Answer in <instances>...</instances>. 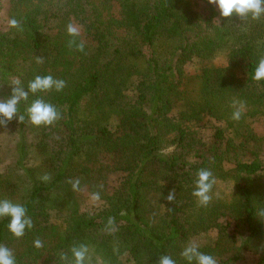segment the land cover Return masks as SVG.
<instances>
[{
    "label": "trees",
    "instance_id": "trees-1",
    "mask_svg": "<svg viewBox=\"0 0 264 264\" xmlns=\"http://www.w3.org/2000/svg\"><path fill=\"white\" fill-rule=\"evenodd\" d=\"M9 1L0 28V98L10 95L13 81L26 87L35 75L66 83L60 92L38 94L60 111L54 124L28 122L27 107L38 98L30 94L19 106L25 121L0 126L37 159L22 183L0 173V199L21 191L14 203L27 207L34 225L15 238L7 218L0 219V244L13 251L17 264H64L60 254L70 258L71 247L81 243L89 246L91 264H158L161 255L184 264L183 247L210 227L218 228L217 237L196 245L217 264L239 259L224 257L238 238L240 247L264 243V195L252 188L264 177V162L236 159L224 169L233 146L224 139L225 129L217 126L202 150L188 127L206 116L227 128L246 125L247 117L264 119V81L252 79L264 57V17L221 18L207 0L204 15L194 8L198 0ZM69 23L80 29L72 45ZM220 51L226 65L209 66L206 60ZM193 57L199 58V72L188 75L183 66ZM237 110L241 118L234 120ZM248 138H255L249 125ZM245 140L233 147L246 149ZM193 154L199 159L188 161ZM107 158L126 172L112 193L104 189ZM201 169L233 180L229 201L211 192L206 207L195 202ZM83 189L98 194L102 207L82 210ZM258 249L256 264H264V244Z\"/></svg>",
    "mask_w": 264,
    "mask_h": 264
},
{
    "label": "clouds",
    "instance_id": "clouds-1",
    "mask_svg": "<svg viewBox=\"0 0 264 264\" xmlns=\"http://www.w3.org/2000/svg\"><path fill=\"white\" fill-rule=\"evenodd\" d=\"M207 3L214 5L219 12L221 18H230L233 16L240 19L250 18L259 20L264 17V0H207ZM13 26L17 22L13 20ZM66 32L69 37V45L76 43L75 38L79 36L80 29L77 25L69 23L66 27ZM78 50H83V44L77 45ZM39 62V61H38ZM252 79L256 82L264 81V57L257 62ZM66 86L63 79H56L52 75H35L25 87L19 80H15L10 85L11 93L6 98H0V126L7 125L14 119L18 123L25 121V115L20 114L21 102H26L29 95L37 96L39 93L48 91H62ZM28 122L35 126H50L61 118V113L55 105L46 102L44 99L36 98L32 100L26 110ZM241 112L239 110L232 113V119L239 120ZM43 180H48V176H44ZM214 178L210 170L201 169L197 172L195 180V189L192 195L197 199L201 206H207L211 199ZM79 186V181L72 184L73 190ZM94 199L98 197H93ZM174 198V193L169 192L167 199L171 201ZM7 218V229L15 238H21L26 231L33 228V220L28 215L26 206L14 203L8 199H0V219ZM112 221H109L111 227ZM34 247L39 249L42 247L40 240L34 241ZM71 256L61 253L60 259L64 264H91L90 249L87 244L81 243L74 245L70 249ZM180 257L184 264H217L214 256L206 254L199 250L198 245L194 243L186 244L180 252ZM0 264H17L16 257L13 251L6 245L0 244ZM158 264H178L177 260L169 255H161Z\"/></svg>",
    "mask_w": 264,
    "mask_h": 264
},
{
    "label": "rangeland",
    "instance_id": "rangeland-1",
    "mask_svg": "<svg viewBox=\"0 0 264 264\" xmlns=\"http://www.w3.org/2000/svg\"><path fill=\"white\" fill-rule=\"evenodd\" d=\"M0 28L5 24L8 19V12L10 9L9 0H0ZM194 8L198 10L201 14L206 13V4L202 0H198L197 4H194ZM114 14L117 13V7L113 8ZM120 34V31L118 32ZM206 63L210 66H224L226 65V55L220 51L211 59L206 60ZM199 58L193 57L191 60L187 61L184 66V72L188 75H194L199 72ZM193 84H187L189 89L194 88ZM249 125V129L252 132V135L255 137L248 138L245 140L246 136V127ZM224 128V139L227 140L231 138L233 140V146H236L241 141L245 140V148L241 150L239 148L231 147L230 150L226 153V159L222 161L224 169L231 168L233 162L236 159L243 161H251L253 158H256L259 161L264 162V119L260 116L247 117L246 125L241 127L236 126L232 128H227L223 121H216L214 118L206 116L200 121H191L188 124V127L194 132L195 137L198 140L199 149H206L210 144L212 139V133L216 127ZM16 135L7 134V132L0 128V173L8 175L7 177L11 179V182L22 183L25 181L24 173L26 172V167L34 166L37 163L36 156L31 153V150L28 147L23 145V141L18 143ZM25 147L24 155L20 150V145ZM168 148H173V146H167ZM256 149V150H255ZM256 151L257 156L253 157L250 154V151ZM195 153V152H194ZM196 154H199V150ZM187 157V156H186ZM199 157L195 154L188 156V161L198 160ZM111 159H105V163L108 164L106 167V175H103L104 189L105 192H113L118 186L120 181H123L126 172L121 169H116L112 167ZM27 174V173H25ZM215 181V186L212 189V196H218L224 200H230L233 195V180L232 179H221L217 176L213 177ZM264 177L256 179L253 184V190H257L260 193V197L264 195ZM21 191L15 192L11 196H4L3 199H8L12 202H15V198H20ZM98 197L94 199L93 197ZM15 197V198H14ZM80 208L86 211H95L101 208L103 200L100 196L94 193H91L85 189L79 192L78 194ZM195 202H198L195 199ZM223 221V220H222ZM224 223V222H223ZM232 227V226H231ZM218 235L217 227H210L204 231L198 232L195 235H192L191 242L194 244H206ZM240 238L237 239L234 245L227 248L226 255L224 257H230L232 255H237L239 258L231 262L230 264H256L260 251L258 247L262 246L264 243L257 244L253 243L247 247H240ZM127 264V263H126ZM128 264H131L128 262Z\"/></svg>",
    "mask_w": 264,
    "mask_h": 264
}]
</instances>
